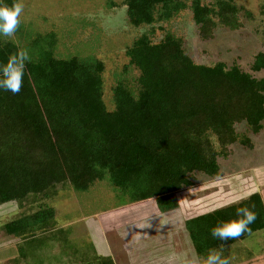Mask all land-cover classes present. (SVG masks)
Returning <instances> with one entry per match:
<instances>
[{"label":"trees","instance_id":"1","mask_svg":"<svg viewBox=\"0 0 264 264\" xmlns=\"http://www.w3.org/2000/svg\"><path fill=\"white\" fill-rule=\"evenodd\" d=\"M12 3L0 0L3 5ZM123 5L134 28L168 22L186 9L205 40L218 25L240 27V9L233 0H214L210 5L203 0H124ZM21 33L18 28V38ZM34 41L48 44L26 64L19 93L0 91V131L12 129L17 141L29 133L48 137L63 174L61 180L49 177L48 189L66 182L73 191L86 192L106 180L120 197L119 206L153 200L160 213L173 211L179 206L176 194L193 185L194 174L219 178L218 159L230 157L232 145L253 147L247 134L237 133V125L243 124L251 135L263 129L264 78L237 65L195 64L181 40L171 34L155 44L142 35L126 49L129 66L139 75L132 88L121 81L112 88L110 110L103 101L101 61L56 58L53 33ZM18 50L21 47L12 41L0 40V62ZM250 70H264V53L254 56ZM28 145H23L22 153L0 155V204L46 188L41 170L49 159L46 149ZM52 193L56 195V190ZM245 206L257 215L249 226L251 234L263 230L264 206L257 193L186 220L184 228L195 253L202 255L251 235L227 241L210 235L213 227L235 219L236 208ZM52 218V211L44 212L42 219L36 213L9 225L7 232L18 236L29 228L35 231ZM95 264L113 262L99 258Z\"/></svg>","mask_w":264,"mask_h":264},{"label":"rangeland","instance_id":"2","mask_svg":"<svg viewBox=\"0 0 264 264\" xmlns=\"http://www.w3.org/2000/svg\"><path fill=\"white\" fill-rule=\"evenodd\" d=\"M123 2L23 0L24 12L19 27L22 37L18 38L15 34L10 41L19 45L21 50H27L34 60L48 44L34 41L35 37L53 33L56 36L53 49L56 58L94 57L101 61L104 67L103 101L109 110L112 109L111 90L117 82L121 81L131 88L136 85L139 72L129 66L125 51L142 35L148 36L155 44L171 34L181 40L185 54L195 64L237 65L257 79L264 78V70L257 73L250 70L254 56L264 53V0H233L240 9V27L231 30L218 25L208 40L199 36L189 9L168 22L134 28L128 23ZM212 2L214 0H203L204 4ZM262 124L263 129L257 135L247 132L243 124L237 125V133L247 134L253 147L246 148L239 143L232 145V155L218 159L221 177L194 174L193 185L176 194L178 210L165 213L154 212L153 200L119 206L120 197L115 195L114 187L106 180L95 182L86 192H75L66 182L48 189L49 177L63 179L48 137L43 135L40 139L29 133L22 134L17 141L13 140L12 129L1 130L0 155L18 150L22 153L25 151L23 145L30 143L43 150L45 148L49 159L45 160L44 169L41 168L45 170L47 179L44 190L29 192L24 197L0 204V264H91L96 254L93 236H98L95 222L103 213L102 217L114 227L120 226L107 235L106 240L114 254L119 252L121 257L115 259L113 253L108 256L114 264H140L145 256L150 257L153 242L169 239V225H175V229L183 230L186 235L183 228L186 219L237 204L260 188L264 177V121ZM26 163L29 165V162ZM53 190H56V195ZM51 211L53 218L47 219L42 228L35 231L29 228L30 231L18 237H8L11 236L7 232L9 225L20 222L22 218H33L36 213L42 219L44 212ZM110 213L112 215L105 216ZM53 228L60 229L51 230ZM263 234L264 230L224 247L222 254L228 256L230 264H264ZM27 238L30 239L21 243ZM189 246L192 251L190 256L201 261L209 254L198 256L191 242ZM184 250L187 251L188 247ZM215 250L220 251V248Z\"/></svg>","mask_w":264,"mask_h":264},{"label":"clouds","instance_id":"3","mask_svg":"<svg viewBox=\"0 0 264 264\" xmlns=\"http://www.w3.org/2000/svg\"><path fill=\"white\" fill-rule=\"evenodd\" d=\"M24 12L23 0H13L11 6L0 4V40H11L22 23ZM32 62L27 50H18L10 54L6 61L0 62V91L17 94L20 92L25 76L26 64ZM237 200L239 197L236 198ZM235 219L221 222L210 230L213 240L227 241L236 239L245 234H251L252 225L257 215L249 207H238L235 210ZM220 251L211 250L204 260V264H230L228 256L223 255L224 245ZM189 264H198L196 259Z\"/></svg>","mask_w":264,"mask_h":264},{"label":"crops","instance_id":"4","mask_svg":"<svg viewBox=\"0 0 264 264\" xmlns=\"http://www.w3.org/2000/svg\"><path fill=\"white\" fill-rule=\"evenodd\" d=\"M262 178H263V180H262L263 184H261L260 188L257 189L256 191H254L252 194L257 193L260 196V198L262 200V204L264 206V177H262ZM252 194H250V195H252ZM248 197H246V198H248ZM152 209L155 210L154 212H157V213L159 212L155 206V203H154V207H152ZM116 210H122V209L117 208ZM177 210H178V208L175 209V211H177ZM212 211H214V210H212ZM139 212H142V210H140ZM207 213H209V212H207ZM104 214L105 213L98 216L99 220H98V222H95L96 228L98 230V236H93V239H94L93 249L96 251V254H95V257L93 258L91 264H95L99 258H109L110 257V259H111V256H108L109 253L110 254L113 253L115 259H118V258L120 259V257H121V254H119V252H117V255L114 254V252L111 250V246H109V245L107 246L108 242L106 240V236L109 235L111 232H114L115 230L120 228V226L118 224L114 227L113 223H109L107 221V218L102 217ZM204 214H206V213H204ZM108 215H112V213L106 214L105 216H108ZM140 215H142V213ZM200 215H202V214H200ZM113 216H115V215L113 214ZM196 216H199V215H196ZM196 216H193L191 218H194ZM191 218H189V219H191ZM186 220H188V219H186ZM183 228H184V223H183ZM38 229H40V228H38ZM54 229L59 230L60 228L59 229L53 228L51 230H54ZM184 230H185V228H184ZM263 230H261V231H263ZM53 232H58V231H53ZM168 232L170 234L169 239H165V240H162L160 242H153L151 245L152 250L150 251V257L145 256V259L143 261L140 260V262H139L140 264H189V262L194 260V259H196L198 261V264H204L205 259H202V261H201L197 257L190 256V255H192V253H191L192 251H190V246H189L190 240H189L187 232L185 235L183 230L181 231V230H179V228L175 229V225L174 226L169 225V231ZM257 232H259V231H257ZM254 233H256V232H254ZM18 236H20V235H18ZM18 236L11 235L8 237L15 238ZM248 237H246V238H248ZM29 239L30 238L22 239L21 243L28 241ZM262 240H264V234L262 236ZM240 241H242V240H240ZM237 242H239V241H237ZM237 242H235V243H237ZM234 244H232V245H234ZM185 247H188L187 251L184 250ZM209 252L204 253L202 255H198V256H205ZM112 262L114 264L113 260H112Z\"/></svg>","mask_w":264,"mask_h":264}]
</instances>
